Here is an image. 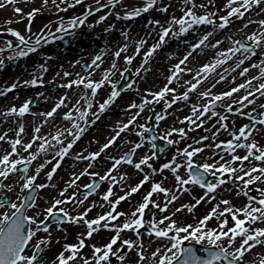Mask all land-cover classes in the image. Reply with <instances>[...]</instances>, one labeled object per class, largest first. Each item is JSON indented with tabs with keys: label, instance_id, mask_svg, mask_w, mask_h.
<instances>
[{
	"label": "snow or ice",
	"instance_id": "obj_1",
	"mask_svg": "<svg viewBox=\"0 0 264 264\" xmlns=\"http://www.w3.org/2000/svg\"><path fill=\"white\" fill-rule=\"evenodd\" d=\"M16 3L17 0H0V8ZM48 3L49 0H42L41 8L47 7ZM51 3L55 5L56 10L59 12L81 5L83 0H71V2L69 0H59V3H57V0H51ZM95 3L100 6L101 0H95ZM107 3L108 6H111L112 14L115 15L117 20L131 21L153 9H158L162 13L168 11L167 7H158L157 0H143L141 6L131 8L123 5V0H107ZM183 4L185 7L181 9V16H171L164 23L157 19L147 22L148 25L152 26L148 35L150 36L154 30L158 39L143 51V60L137 69V75L141 71H148L146 65L157 50L167 43L166 38L179 39L188 34L190 30L201 25H211L213 31L205 32L203 35L198 36L195 42L188 45L189 50L186 54L169 69L170 74L166 78L167 84L164 87L156 92L146 90V95L140 103H130L123 110L128 113V118L117 122L112 129V135L107 138L98 151L85 155L83 152L73 153L72 150L87 128L100 120L101 115L120 96L121 93L111 78L115 72L119 71L117 60L122 53L128 52V43L118 45L111 53L113 59L110 61L109 67H101L104 62V50H101L89 63L82 65L83 72L75 73L74 79L58 85L65 89L75 87L84 91V94L76 100L75 105L62 115V119L68 122V126L56 127L55 131L49 132L47 136L40 135L42 125L34 126L33 134L25 140L26 127L21 120L17 125V129L14 130V138H9L6 132L0 134V142L7 143L9 146L8 148L0 147V193H10L19 188V191L16 192L15 201L7 195H0V264H111L112 257L120 261V264H126V261L127 264H264V254H261L258 260L248 259L257 245L264 249V227L257 226L258 224H264V187H261V185H264V145L259 144L255 139L256 135L264 132V103H259V109L256 107L259 99L264 98V59H260L259 63H251L250 67H241L246 60L251 61V58L257 55V50L260 51L261 55H264V19L258 21L249 19L243 25L245 29L254 23L259 26L258 30L246 35L247 43L239 39L233 40L232 36L226 37L232 43V46L226 50H217L213 62L203 64L192 76V80L185 81L186 88L181 94L177 95L175 88L169 87L174 82L178 83L182 73L192 72V69L187 68L186 62L198 49H219V46L224 42L221 39H216L214 43H206L214 35L215 30L226 29L231 24V18L233 17L243 18L246 13L256 9H259V12H264V0H226L223 7L216 11L211 10L215 8L213 0H208L206 4H197L196 0H183ZM61 5H64V7L61 8ZM117 6L124 7L123 14L114 11ZM41 8H34L26 14L28 20L26 31L29 33L31 32V22L35 15L41 11ZM197 8H203L205 11L198 14ZM95 10L100 11V8L97 7ZM13 11L19 14L23 12V9L14 7ZM219 11L226 14L218 16L217 12ZM92 15L93 9L89 5L83 16H75L67 21L60 18L55 31L67 34L78 26H84L88 17ZM107 19L108 16L102 14L96 20V24H101ZM87 27L92 28L93 25L88 24ZM111 28L112 26L109 25L105 31H110ZM7 32L16 39L15 46H13L11 40L6 41L7 49L12 52V55L7 57L9 61L25 58L30 53L36 52L42 40L49 42L44 35L33 34V39V35L26 37L12 28H8ZM52 35L53 32L49 30L48 36ZM121 35L125 41L128 40L129 33L121 32ZM59 39H63V37H59ZM146 43V39H139L134 46L133 54L123 56L125 66L132 64L135 55L141 53V49ZM3 51L4 49L0 48V52ZM237 53L241 55L235 60L231 71L235 72L240 69L239 76L245 77L244 82L221 93H213L212 89L221 81L226 80L224 73L229 72V68H225L224 73H218L217 68L226 64L229 60H233ZM75 63L80 64L81 62L76 61ZM4 64L5 60L0 57V69L3 68ZM182 65L184 67H181ZM250 68L258 69V75L249 76ZM96 70L102 72L100 79L93 78ZM47 71L46 64H40L39 71L33 72L29 79L18 80L0 89V96H5L18 87L43 86L45 83L43 74ZM125 71H127L126 67ZM213 73L219 78L205 90L198 92L197 102L191 105V115L184 117L179 122L183 124L187 121L189 130H194L191 126L202 127L201 117L210 114V117H216L219 128L213 131L210 137L201 136L199 139L194 140V144L199 146L194 147L192 144H188L184 148H177L171 161L164 163L159 169L153 168L149 162L155 158L154 153L152 155L145 154L138 161L134 160L133 157L137 150L144 146L145 133L151 131L146 124L138 123L146 108L151 110L153 104L161 101H163L165 110L171 108L177 101L188 102L190 93L197 92L199 86L207 81ZM120 74L123 76V72ZM57 75L61 74L57 73ZM71 75L73 74L68 71L62 73L64 78ZM253 81H256V83L254 84ZM232 82H235L234 78ZM108 85H111L110 93L103 102H96L98 90ZM170 93V99H166ZM237 93L242 94L234 96ZM66 99V96L61 97L59 102L49 111L38 114L44 117V124L54 117L58 109L65 106ZM225 101L227 102L225 103ZM218 102L223 105L226 113L246 116L249 120V123L231 131L230 139L220 142L216 141L219 131L228 132L229 125L225 123L228 120V115L219 114L215 111ZM32 103V99H27L19 107L13 105L6 111L0 112V117L7 119L8 117L23 118L26 115L35 116L36 113L30 112ZM94 106L96 110L92 111ZM244 109H249V111H244ZM253 113L256 114L253 115ZM165 118L166 115L164 114H154L155 125L158 127ZM145 119L151 120L152 117H145ZM198 121L199 123H197ZM232 123L234 126L235 121ZM123 133H132L139 140L137 142L129 141L128 143L132 146L119 158L108 157L112 161L111 167L103 175L95 171H89L93 168L94 162L104 158L102 154L106 150L115 146L118 140L123 139L121 135ZM174 133L179 136V139L169 138ZM156 139L157 137L153 135L148 140L153 149H155ZM160 139L166 141L168 145L179 144L181 140L187 139V132L185 128L173 127L167 130ZM204 141H210V143L204 144ZM221 148L223 153L217 151ZM206 149L211 150V155L205 157L203 163H194L193 157L203 153ZM238 150H244V155H240ZM159 151L163 152L164 149L161 148ZM23 153H27V156ZM70 155L77 161H87L88 163L78 174L72 172L71 178L65 182L62 188L56 191V195L50 200H45V204L48 206L41 208L37 203L38 191L48 188L56 190L57 186L53 182L54 175L61 167L62 161ZM178 158L180 162H178ZM209 160L213 162L209 163ZM34 162H36V165L32 168ZM49 164L52 167L45 172L44 169ZM121 164L130 165L138 172H143L144 167H147L151 170V175H155L157 172L162 174L164 170H169L174 177L176 191L163 187L162 180L167 177H162L161 181L151 182L150 190L142 196L141 202L134 205L131 212L117 211V206L122 201L139 192L141 187L151 180V176L145 174L138 183L130 186L124 195H119L114 200L110 199L114 196L113 185L118 183L123 185L128 179L127 173L120 174L119 178L114 174ZM181 168L185 169L186 176L180 174ZM42 172L46 182L37 183ZM84 176L98 177L99 181L111 182L107 190L101 195L103 203L99 204V207L103 208L106 203L109 210L91 219L88 218V214L92 211V208L97 206L95 202L76 212V214L63 207L66 205L71 206L73 210L81 208L85 201L89 199V196L100 187L95 179L82 186L78 185L77 181ZM208 176L215 179L209 181ZM9 180L13 182L8 183ZM230 182L236 185L237 195L242 194L247 198V203L243 206L237 207L228 199H220L195 224H182L173 219L176 213H180L185 209L191 213L201 202L208 203L215 200L217 189ZM186 186H198L204 190L203 195L198 198L193 196L195 203L182 204L169 212L170 206L180 199L179 193H190V187ZM80 187L86 189L85 192L80 194L83 196L82 199L78 195ZM69 189H72V191H69ZM251 191L259 193V196L250 195ZM154 194H163L164 200L157 201L153 199ZM221 205L224 207L221 208ZM153 209L161 213L159 219H156V213L152 211ZM146 210L150 213L147 225L148 235L168 242L163 247H157L152 251L150 257L145 255V245L140 238V230L145 227ZM29 211H31V215ZM41 215L44 219H39ZM120 217H124L122 222L113 223L118 221ZM229 217L232 222L231 226H229ZM212 219L217 221L215 228L208 227V222ZM49 220L56 224L58 231L65 233H67V229L63 227L65 223L85 228L84 232L78 234L76 243L63 244L61 250L53 259H49L45 255L46 250H50L53 242L50 225L46 223ZM102 229L114 233L107 243L103 245L86 244V240L92 238L94 233H98ZM126 230L133 232L137 239H122L121 233ZM41 232L45 235H38ZM66 239L67 235H65ZM186 241L188 246L185 247L183 245ZM193 244L201 245L206 255H198ZM85 247L91 248V255L88 257L82 254ZM133 251L136 253L134 262L127 255V253Z\"/></svg>",
	"mask_w": 264,
	"mask_h": 264
},
{
	"label": "rangeland",
	"instance_id": "obj_2",
	"mask_svg": "<svg viewBox=\"0 0 264 264\" xmlns=\"http://www.w3.org/2000/svg\"><path fill=\"white\" fill-rule=\"evenodd\" d=\"M205 1L206 0H196V3L197 4L208 3ZM69 2H71V0H69ZM225 2H226V0H213V3L215 4V8H212L211 10L216 11L217 9L222 8ZM57 3H59V0H57ZM142 3H143V0H123V5H126L129 8L135 7V6H141ZM95 4H96L95 0H83V4H81V5H78L74 8H70L67 11H59L58 12L56 10L55 5H53L51 3V0H49L47 7H43V8H41L42 0H17L16 4L9 5L5 8H0V35L1 36L10 35L7 32V29L12 28L14 30L21 32V34L25 35L26 37L29 35H33V34L44 35L46 37V36H48L49 30H51L52 32H56L55 29L58 26V22H59L60 18H63L65 21H67L69 18H73L75 16H81L86 11V9L88 8L89 5L94 6ZM157 4H158V7H161V6L167 7L168 11L166 13H162V12L158 11V9H153V10H150L148 13H144L140 17H137L136 19L131 20V21H125L122 19L117 20L115 18V15L112 14L113 10H112L111 6L106 5L103 9L95 12L91 17H88L86 24L84 26H78L73 32H70L68 34L62 35V33H61L60 37H63V39H59V37L56 36L55 39L47 42L43 46H39L37 48V51L34 53H30L28 57L19 58V59H16L14 61H9L7 59V57L9 55H12L11 50L7 49V47H6V41H8V40L0 38V48L4 49L3 52H0V57H2L5 60V64H4L3 68L0 69V89L7 87L11 83L16 82L18 80L22 81L24 79H29L33 72L39 71V65L42 63L46 64V66L48 68V71L43 74V79L45 81L43 86L18 87L17 89L13 90V92L7 93L5 96H0V106L4 103L6 106V104H7L6 101L8 99L10 101L13 100L14 103H10L11 106H9V105L7 107L4 106L7 109L12 107L13 105L19 107L25 100L32 99L33 103L30 106V112L31 113L39 112V109H40L39 106L40 105H39V101H38V96L42 95L43 90L46 92L48 90L49 86H53L55 89V92H53V95L55 96L54 101H53V106H54L56 103L59 102V99L61 97H64V94H69L72 90H74V89L80 90L81 88H75L74 87L73 89H65V88H62L59 86L57 88L56 85L53 84V81L55 84L60 85V84L67 82L68 80L74 79L75 73L83 72L82 65L89 63L91 61V59L96 54H99L101 52V50H104V58L106 56H109V58H113L111 53L117 48V46L122 45L124 43H128L129 44L128 52L122 53V55L120 57L121 61L117 60L119 71L115 72V74L112 76V78H113L112 82L116 84L117 89L120 91L121 94H123L124 93L123 91H127L128 88L130 89L129 85H131V87H133L135 80L142 73V71H141L140 74L137 75V69L140 67L141 62L143 60V51L145 49H147L148 47H150L158 39V36L154 30L151 32L150 36L148 35V32L151 30L152 26L148 25L147 22L149 20H152V19H157V20H160L161 23H164L167 19H170L171 16H176V17L181 16L182 15L181 9L183 7H185L183 4V0H157ZM14 7L22 8L23 12L18 14V13H15L13 11L12 16H7V12L10 11ZM63 7H64V5H61V8H63ZM34 8H41V11L39 13H37L35 15V17L33 18L31 25H30L31 32L29 33L28 31H26V26L28 25V20L26 18V14L29 13L30 11H32V9H34ZM114 11L120 12L121 14H123L124 7L123 6H117ZM196 11L198 12V14H202L205 11V9L197 8ZM255 12H256V17H255L254 21H258V20L262 19V18H260V16L264 12H259V9L254 10V14H255ZM102 14L107 15L108 19L101 24H96V20ZM224 14H226V13L223 11L217 12L218 16L224 15ZM246 14H248V13H246ZM231 21H232L231 24H239L242 21V18L235 19L233 17V18H231ZM134 22H135V24H134ZM218 22L219 21L217 20V23ZM88 24L93 25V27L88 28L87 27ZM46 25L48 27H45ZM109 25L112 26L111 30L105 31V29L108 28ZM256 26L259 27L258 24H256ZM198 28H202L203 32L213 31L211 25H208V26L201 25V27L199 26ZM227 29H228V27L224 30L216 31L214 33V35L209 38V41H206V43H209V42L214 43L216 39H221L224 41L223 44H221L219 46V49H213V50H215V53L217 50H226L227 48L232 46V43L226 39V37H228V36H232L233 40L239 39V40L247 43L246 36H237L234 33H224ZM41 30H43V32H41ZM121 32L129 33V38L127 41L124 40V37L121 35ZM190 32H191V30H190ZM190 32L188 34H186L185 36L179 38L180 40L184 41V42H181L182 43L181 45H179V46L184 45V48H183L184 51L182 54H181V52H179L178 55H170L171 58H167V55H169V53H170V48L175 43L173 41L174 38H166L167 43L165 45H162L161 48L159 50H157V52L153 55L152 62L155 58L157 61H160V59H161L160 55L162 54V51H163L164 53H167L165 58H167V60L169 61V69L172 68V66L175 65L176 63H178L179 59L182 58L186 54V52L189 50L188 45L190 43L195 42V39L198 37V36L191 34ZM141 38L146 39L147 43L141 49V53L139 55H135V58H134L132 64L125 66L124 59L122 56L132 55L136 42ZM33 39H34V35H33ZM175 39H177V38H175ZM15 44H16V42L13 41V46H15ZM62 46L65 49H67V51L63 52L65 49L63 50ZM57 50H58V54L56 53ZM215 53H214L213 60L215 58ZM240 55H241L240 53H237L235 59H233V60H236L238 57H240ZM263 56L264 55H261L260 51L257 50V55L252 57L251 61L246 60L245 64L242 65L241 67L242 68L243 67H250L251 63H259V60L262 59ZM49 57H50V59H49ZM109 58H107V59L109 60ZM61 59H63V60H61ZM213 60H212V62H213ZM233 60H229L226 64L218 67L217 69L219 70V72L221 70H224L225 68H229V71H231V67H234V62H235ZM76 61H80L81 63L76 64L75 63ZM104 62L101 66L102 68H104V66H105ZM207 62H210V61L202 62V60H198V61H196V63L194 62L195 64L187 67L189 69H192V72L191 73H187V72L182 73L180 75L178 83L176 82L173 86L169 85V87H174L177 95L181 94L183 91H185V88H186V86H185L186 78H189L190 80H192V76L195 74V72L198 71L199 68ZM187 63H191V61H187L186 64ZM108 64H109V62L107 63V65ZM63 65H64V67H63ZM55 66H61V67L57 69V67H55ZM123 66H124V68H123ZM125 67L127 68V70H130L132 72L134 77L130 81V83L128 84L127 87H125L123 89H119V83H120V80L122 78L120 73L121 72L124 73ZM181 67H184V66L182 65ZM169 69H168V71L164 72L163 77L158 81L159 82L158 86L144 87L142 89V91L140 92V94H134V93L131 94L129 101L124 103L123 106H121L120 110L122 111L125 108H127V106L130 103H133V102H135L137 104L140 103L141 99L146 95V90H151L152 92H156V91H159L161 89V87L165 86L167 84L166 78L170 74ZM53 70L56 71V72H54V74L52 73ZM64 71H68V72L72 73L73 75H71L67 78H64L63 76H61ZM251 71H254L252 75H258V69L250 68V72ZM100 72H101L100 70H96L93 74V77L96 75V73L99 74ZM57 73H60L61 75L57 76V78L54 77V80L51 79V77L57 75ZM212 75H216V74L213 73ZM249 76H251V75H249ZM227 77L230 78L229 76H227ZM244 79H245V77L239 78V79H237V82L242 83V82H244ZM229 80L230 79H228L227 82L222 87V89H224V91L229 90L231 85H232V83H230ZM253 83L255 84L256 81H253ZM110 89H111V85H108V86H106V90L98 91V94L96 97V102H103V100L109 94ZM242 92H243V90H242ZM82 93H84V91H82ZM214 93H216V92H214ZM241 94L242 93L234 94V95L236 96V95H241ZM43 95H45V93ZM61 95H63V96H61ZM127 95L130 96V94H123L122 96L124 97ZM194 95L198 96V94L195 92L190 93V99L188 102L177 101V103L183 102L182 105L185 108L182 109L181 111L173 109L174 105H176L177 103L173 104L171 106V108H168L165 110L164 106H163V101H161L160 103L153 104L151 106V110L146 108L145 112L139 118L138 123H144L148 127L154 126L156 133H158L161 136H163L167 130H170L173 127L185 128V131L187 132V139L181 140L179 144L172 145V149L170 150V153L166 159H164L162 161L161 160L156 161L155 159H152L149 161L152 164L153 168L159 169L164 163L170 162L171 158L175 154L177 148H184L188 144H192L194 147L199 146V145L194 144V140L199 139L201 136H209L210 137L212 132L216 131V129L219 128V125L216 122H211V120H207L206 122H203L204 126L207 125L208 130H204L201 127L196 128L195 125L191 126L194 130H189V125H188L187 121H185L183 124L179 122L184 117L191 115V106L188 108H186V107L188 104L192 105L193 103L197 102L198 98H195ZM170 96H171V93L168 95V97H166V99H170ZM66 97H67V99L65 101V106L62 107L61 109H58V111H57L61 117H62L64 112L69 111L72 108V106L75 105L76 100H77V99H73L70 101L68 99V96H66ZM119 101H120V98L117 99V102H119ZM259 103H264V98L259 99V101L256 105L257 109H259ZM53 106L46 107V108L42 109L41 112H47ZM221 107H222V105H221ZM95 110H96V108L94 106L92 111H95ZM133 111H135V109H133ZM221 111L222 112L220 114L228 115V118L231 117L233 119V120H230L229 122H228V120L225 121V123H228V125H229V131L230 132L233 131L234 129H237V127H240V126H238V124H241V126H242L244 124L249 123L246 116L232 115L230 113H226L225 109L223 107H222ZM244 111H249V109H244ZM109 113H111V111H106L103 114H109ZM119 113H122V112H119ZM154 114L166 115V118L160 122L158 127L154 123ZM255 114L256 113H253V115H255ZM102 115H101V118H102ZM207 116L210 117V114L209 115L206 114L205 117H201V120L203 118L208 119ZM54 117L56 118V115ZM116 117H117L116 122H115V124H113L112 129L116 126L118 121L126 120L128 118V113L124 111L122 117H119L118 115ZM145 117H152V119L146 120ZM9 118L11 121L19 120V122L21 120L23 122V120L27 119V118H29L30 120L36 119V121H40L37 124V126L41 125L40 123H42L44 121V117L40 116L39 118H35V116H32V115H26L23 118H16V117H9ZM53 118H50L49 120H51ZM101 118H100V120L104 121V119H101ZM193 119H195V117H193ZM233 121H235L234 126L232 123ZM19 122L17 121V125ZM32 122H34V120H32ZM62 122H64L65 125L68 124L67 121L62 120ZM105 122H106V120H105ZM197 123H199V121ZM213 125H215V127H213ZM15 129H17V126H13V127L9 128L8 123H5L3 125H0V134H4L6 132L8 134L9 138H14V130ZM96 129H102L104 132H106V134L99 136L96 134V133H98L96 131ZM112 129L110 128L108 130V128H105L103 126H99L95 123L94 125L88 127L87 130L82 134L81 139L77 142V147L80 146L82 149H84L83 151H84L85 155H87L88 153H91V152L98 151L99 148L106 142L107 138L112 135ZM92 130H93V132H92ZM43 131L50 132L49 128L47 129L46 127H41L40 135L42 134ZM51 132H53V131H51ZM225 133H227V132L220 130L219 134L216 137V141L217 142L227 141L229 138L227 136H225ZM32 134H33V128L31 131L28 130V132H26L24 134V139L25 140L29 139ZM121 135H122L123 139L118 140L117 144L115 146L106 150V152L102 154V156L105 158L98 159L97 162H94L93 168L90 169L89 171H95V172H98L101 175H103L106 172V170L111 167L112 161L110 159H108V157L111 156V157L119 158L121 155H123L124 152H126L129 149V147L132 146L130 143H128L129 141L130 142H137L139 140V138L136 137L132 133H123ZM258 136L259 135H256L255 139L259 142V144L264 145V143H261L258 140ZM169 138L179 139V136L174 133L173 136L169 137ZM143 143H144V146L141 149L137 150L135 156L133 157L134 160L138 161V159L140 157L144 156L145 154H148V155L153 154L152 149L147 145V143H145V139H144ZM203 143L208 144V143H210V141H204ZM1 144H2V142H0V147H1ZM95 145H97V146H95ZM75 148L76 147H74L73 150H75ZM203 153L210 155L211 150L206 149ZM203 153H201V154H203ZM238 153L240 155H244V150H241L240 152L238 150ZM226 158H227V156H226ZM193 161L195 163H203L205 161V158H200V154H199V155L193 157ZM79 162L78 161L76 162L79 165V168H77L73 171V172H76L77 174L80 171H82L85 168L86 164L88 163L87 161H83L81 163H79ZM178 162H180L179 158H178ZM208 162L211 163L213 161L209 160ZM98 163H100L99 166L96 165ZM35 165H36V162H34L31 167L34 168ZM51 167H52L51 164L47 165L46 168L44 169V171L46 172L47 169L51 168ZM61 173H62V168L61 169L59 168L57 170V172L55 173V178H53V182L57 186L56 190H53L52 188L39 190L40 193L38 195L37 203L41 206V208L47 207L48 205L45 204V200H50L54 195H56V191H58L59 188H62L65 185V182L71 178V177H67V176L60 178ZM123 173H127L128 179L123 185H120L119 183L113 185L114 196L110 197V199L114 200L117 196L124 195L125 192L128 190V188L130 186H134L136 183H138L143 178V176L145 174H149L151 176V180L149 181V183H146L145 185H143L139 192L132 194L125 201H122L117 206V211L126 212V213L131 212L133 210L134 205L141 202L142 196L144 194H146L147 191L150 190L151 182L152 181H161L162 177H167L166 179L162 180V186L165 188H169L173 191H176V189L174 188L175 180H174V177L172 176V174L169 170H164V172L162 174L157 172L155 175H151V170L148 169L147 167H144L143 172H138L130 165L121 164L118 166V171L115 172L114 174L117 175V177L119 178V175L123 174ZM180 174L182 176H186V172H185L184 168L180 169ZM13 179H14V177H13ZM93 179H99V178L98 177L93 178V177H89V176H84V177H81V179L77 181V184L82 186L84 184L91 182ZM11 181L12 180H9L8 183H11ZM43 182H46V179L44 178V173L42 172L40 174V176L38 177L37 183H43ZM110 183H111L110 181H103L101 186L99 187V189L92 196H89V199L87 201H85V204L83 206H81V208H77V209L73 210L71 206L66 205L63 207H66L73 214H76V212L83 210L84 207H87L92 202H95L97 204V206L92 208V211L88 214L89 219L97 216L98 214H102V213L108 211L109 209H108V205L106 203H105V206L103 208L99 207V204L103 203V201H101V195L107 190ZM186 187H190V193H179L180 199L177 200L173 205L170 206L169 212L173 211L176 207H179L182 204H193V203H195V201L193 200V196L198 198L201 195H203L202 192L193 189L191 186H186ZM251 187L254 188L255 186H251ZM261 187H264V185H261ZM16 189H14V191L10 192V193H7V192L0 193V195H7V196L11 197L12 200L15 201L16 192L19 191V188L17 190ZM69 191H72V189H69ZM83 192H85L84 188L80 187V189L78 191V195L80 196L81 199L83 198V196L80 194ZM249 194L253 195V196H257V197L259 196V193L255 192V191H251ZM153 199H155L157 201H163L164 197H163V194H154ZM220 199H228L231 201V203L233 205H235L237 207H241L245 203H247V198L245 196H243L242 194L237 195L236 185L234 183L230 182L227 185L221 186L220 188L217 189L215 200L208 202V203L201 202L199 205H197L195 207V209L191 213L187 212L186 209L180 213H176V215L173 217V219H176L178 222H180L182 224H189V223L195 224L200 218H202L205 214H207L210 211V209L213 207V205L218 203ZM223 207L224 206L221 205V208H223ZM152 211L156 213V219H159L161 216V213H159L155 209H153ZM29 214L30 215L32 214L31 211H29ZM39 219H44L43 215H41L39 217ZM149 219H150V213L148 210H146V212H145V227L140 230V233H141L140 238H141L143 244L145 245V249H146L145 255L150 257L152 251H154L157 247H163V245L167 244L168 242L166 240H162V239L156 238L154 236L148 235V226L147 225H148ZM123 220H124V217H120L118 219V221H115L113 223H120ZM231 224H232V222H231V219L229 217V226H231ZM216 226H217V221L215 219H212L208 222V227L215 228ZM257 226L264 227V224H258ZM63 227L67 229V233L62 232V231H58L57 226L50 227L51 238H52L53 242L51 244L50 250H46V252H45V255L49 259H53L55 257V255L59 253L63 244H65V243H69V244L76 243L77 238H78V234L85 231L84 227H80L78 225L64 224ZM113 234L114 233L112 231L102 229L98 233H94L92 238L86 240V244H88V245H91V244L103 245V244L108 242V240L111 238V236ZM38 235L44 236L45 233L41 232ZM65 235H67L66 240H65ZM121 238L122 239H132V240L137 239L136 235L133 232L127 231V230L124 231L123 233H121ZM56 241H59V242L57 243ZM118 243H119V241H118ZM185 243H187V241ZM205 244H206V242H205ZM114 248H115V246H114ZM82 254L86 257L90 256L91 255V248L85 247L82 250ZM261 254H264V249H262L259 245H257V247L253 250V253L248 257V259L258 260ZM127 255L131 257V260L133 262L135 261L136 253L134 251L131 253H127ZM112 258H115V257H112ZM119 264H120V261H119ZM126 264H127V261H126Z\"/></svg>",
	"mask_w": 264,
	"mask_h": 264
},
{
	"label": "bare ground",
	"instance_id": "obj_3",
	"mask_svg": "<svg viewBox=\"0 0 264 264\" xmlns=\"http://www.w3.org/2000/svg\"><path fill=\"white\" fill-rule=\"evenodd\" d=\"M205 2H208V0H206ZM12 15H13V8L10 11L7 12V16H12ZM255 17H256V12H255V14H254V11L249 12L248 14L245 15V17L242 18V21L239 24H230L228 26V29L224 33H234L237 36H246L247 34H250L251 32L258 30V27L256 26L255 23L254 24H250L247 29H245L243 27V25L245 23H247L249 19L254 21ZM260 18L264 19V13L260 16ZM235 19H237V18H235ZM134 24H135V22H134ZM212 29H213V27H212ZM216 31H220V30L217 29V30H215V32ZM191 33L193 35H195V36H200V35H203L205 32H203L202 28H198V29L194 28ZM173 41L176 44H180L181 42H183L182 40L175 39V38L173 39ZM62 48H63V50L65 49L63 46H62ZM209 49L210 48H203L202 50L200 49L199 52H197V53H195L194 55L191 56L190 60H188V61H191V63H187L186 66L191 65L192 63H194L199 58H206V57L212 58L214 56V53H211L209 51ZM65 51H67V49H65L63 52H65ZM183 51H184L183 48L179 47L178 45H174V46H172L170 48V54L169 55H167V53H164L162 51V54L160 55V58H161L160 61H157L156 58H155L153 60V62H152V58H151L149 60L148 64L146 65V68L148 69V71H142L141 75L139 77H137V79L135 80V83L133 84V87H131L128 90V93L140 94V92L142 91V89L144 87L158 86L159 85L158 81L163 77L164 72L169 69V63L165 64V61H167L165 59L166 55H167V58H169L170 55H178L179 52H181V54H182ZM201 51H203V52H201ZM56 53L58 54V50L56 51ZM107 58H109V56H106L104 58V61H105L104 62L105 63L104 64L105 65L104 68L109 67L110 66V61L113 59V58H109V60H108ZM233 59H235V57ZM61 60H63V59H61ZM118 60L121 61V58H119ZM106 62L107 63L109 62V64L107 65ZM55 67H57V69H58L61 66H55ZM63 67H64V65H63ZM123 68H124V66H123ZM54 72H56V71L53 70L52 73L54 74ZM238 75H239V71L235 72L234 76H232V78L236 79L238 77ZM57 76L58 75L52 76L51 79L54 80V77L57 78ZM101 76H102V72H100L99 74L96 73V75L93 78L94 79H100ZM111 79L113 81V78H111ZM186 81H188V80H186ZM53 84L56 85V87L58 88V85L55 84L54 81H53ZM101 90H106V87H104V88H102V89H100L98 91H101ZM203 90H205V86H202L201 91H203ZM82 91H83L82 89H80V90H78V89L72 90L67 95L68 99L70 101L73 100V99H78L82 94H84V93H82ZM53 92H55L54 87L53 86H49V88H48V90L46 92L43 90V93H45L46 96L45 95H41V96L39 95L38 96V101H39V105H40L39 108L40 109H39V112H36L37 115H35V118H39L40 117L38 114L41 113L42 109H44L46 107H49V106H53V101H54V97H55L53 95ZM119 98H120V101L117 102V100H116V102L107 111H111L112 113L119 111L121 106H123V104L128 102L129 99H130V97H121V96H119L117 99H119ZM6 102L8 103V105H9V103H14V101L10 102L9 99ZM81 103H83V101H81ZM8 105H6V106L5 105H1L0 106V112H3L5 110H7V108H5V107H7ZM9 106H11V104ZM55 115H56L57 119L54 117L53 119L49 120V122L46 123V124H44L43 122L40 123L42 125V127H46L47 129L49 128L50 132L51 131L54 132L56 127H62L63 128L65 126H68V124L65 125L64 122H62L63 119L58 114V112ZM115 118H116V116L114 114H112V115L103 114L101 119H104V121L103 120H100V121L98 120L96 122V124L99 125V126L105 127V124H106L105 120H106L110 126H113V124H114L113 121H114ZM32 120H34V122H32ZM32 120H30L29 118L23 120V123H24V125L26 127V132H28V130L31 131L32 128L34 126H37V124L40 122V121H36V119H32ZM17 121L19 122V120L11 121L9 117L7 119H4L3 117H1L0 118V125L8 123V127L11 128L13 126H17ZM115 122H116V119H115ZM96 131L98 132L96 134L99 135V136L103 135V134H106V132H104L102 129H96ZM92 132H93V130H92ZM48 133H49L48 131H43L41 135L47 136ZM95 146H97V145H95ZM1 147L8 148L9 146H8L7 143L2 142ZM23 155L27 156V153H23ZM65 159L66 160L64 162L62 161V163H61L60 169L62 168V173H61V177L60 178H63L64 176L71 177L70 173L73 172L75 169L79 168V165L76 164V162L74 161L75 159H73V157L71 155L69 157H66ZM81 162H83V161H81ZM96 165L99 166L100 163H98ZM49 169L50 168H48L47 171ZM44 178H45V176H44ZM54 178H55V175H54ZM11 182H13V181H11Z\"/></svg>",
	"mask_w": 264,
	"mask_h": 264
}]
</instances>
